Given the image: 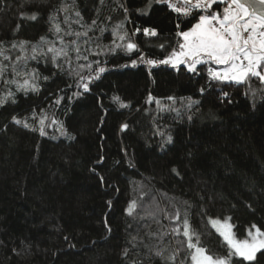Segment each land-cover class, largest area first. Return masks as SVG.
I'll list each match as a JSON object with an SVG mask.
<instances>
[{"label":"trees","instance_id":"trees-1","mask_svg":"<svg viewBox=\"0 0 264 264\" xmlns=\"http://www.w3.org/2000/svg\"><path fill=\"white\" fill-rule=\"evenodd\" d=\"M190 19L166 0H0V264H192L186 221L214 257L212 221L264 232V82L146 63Z\"/></svg>","mask_w":264,"mask_h":264},{"label":"snow or ice","instance_id":"snow-or-ice-1","mask_svg":"<svg viewBox=\"0 0 264 264\" xmlns=\"http://www.w3.org/2000/svg\"><path fill=\"white\" fill-rule=\"evenodd\" d=\"M177 3L180 6L169 4V8L184 17L190 16L191 19L187 22L191 24V27L187 31L177 33L182 38L178 52L173 51L169 57L163 60H147V64L155 66L159 63L170 65L172 68L186 65L190 72H196L198 65L214 64L223 66V68L222 70H209V75L213 80L234 82L239 85L251 77H256L264 82V0H177ZM221 4L223 5L222 11L219 10ZM213 5L216 7L214 8ZM193 11L195 15H193ZM76 15L80 16V13L76 12ZM29 19L35 20L36 16H30ZM55 27L56 31L59 32V26L56 25ZM144 32L145 35H156L155 30L145 29ZM77 35L79 36L80 33ZM126 47L130 50L135 45L128 43ZM48 51L54 53L53 62L62 52V50L53 48H49ZM35 58L33 55L32 59ZM133 66H135V61H133ZM4 71L5 68L0 66V75H3ZM104 71L105 69L100 67L96 78H98L99 73ZM13 83L17 82L13 81ZM79 86L84 91L89 90L88 83ZM17 88L25 92L29 89L38 91V87L31 84L27 79L23 83H17ZM224 95L227 97L226 92ZM6 100L7 97L0 100V106ZM13 102L15 101L13 100ZM59 102V100L56 101V103ZM121 107H126V105L121 104ZM15 122L20 123L18 120ZM123 127L127 128V125ZM40 132L41 135L45 134L42 128ZM168 139L170 141L171 137ZM129 214L131 215V210H129ZM213 225H219L217 231L228 246L227 255L224 257H214L208 254L205 248L198 246V238L195 244L192 243L190 229L187 221L185 222L184 235L189 239L188 247L194 249L191 255L193 264H252L257 259V253L264 252V232L256 228L255 225L252 226L255 228V232L249 231L248 238L243 240L236 238L235 233L231 230L232 226L227 221L223 224L214 221ZM234 257L237 259L234 260ZM172 259L174 260L175 257Z\"/></svg>","mask_w":264,"mask_h":264},{"label":"rangeland","instance_id":"rangeland-1","mask_svg":"<svg viewBox=\"0 0 264 264\" xmlns=\"http://www.w3.org/2000/svg\"><path fill=\"white\" fill-rule=\"evenodd\" d=\"M179 38H180V43H182V38L179 36ZM179 51V48H178V50H177V52ZM161 65H165V64H161ZM211 65V64H210ZM214 65V64H213ZM167 66H170V65H167ZM184 67V68H186L187 69V67H186V65H180L179 67ZM198 66H200V65H198ZM198 66H197V68H198ZM217 66V65H216ZM221 68H215V67H209L208 68V70H222V68H223V66H220ZM210 76V75H209ZM234 83V82H233ZM213 222L214 221H212L210 224H211V228L215 231V233L218 235V236H220V234H219V232L217 231V227H219V225H217V226H214L213 225ZM224 222H220V224H223ZM229 224V223H228ZM232 230V229H231ZM255 232V231H254ZM221 237V236H220ZM222 238V240H223V237H221ZM223 242H224V240H223ZM225 243V242H224ZM226 244V243H225ZM227 245V244H226ZM192 264H193V261H192Z\"/></svg>","mask_w":264,"mask_h":264},{"label":"built area","instance_id":"built-area-1","mask_svg":"<svg viewBox=\"0 0 264 264\" xmlns=\"http://www.w3.org/2000/svg\"><path fill=\"white\" fill-rule=\"evenodd\" d=\"M169 4H177V6H180L178 3H177V0H166Z\"/></svg>","mask_w":264,"mask_h":264}]
</instances>
